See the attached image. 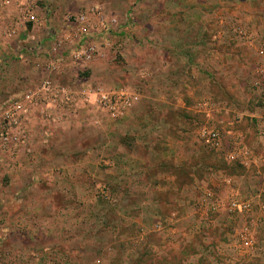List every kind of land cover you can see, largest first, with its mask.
I'll return each instance as SVG.
<instances>
[{"label":"rangeland","instance_id":"374dc122","mask_svg":"<svg viewBox=\"0 0 264 264\" xmlns=\"http://www.w3.org/2000/svg\"><path fill=\"white\" fill-rule=\"evenodd\" d=\"M6 1L9 8L13 2ZM172 2L37 0V10L34 5L21 6L23 11L17 17L22 22L12 26L5 25L4 16L10 14L0 11V264H21L16 258L38 260L39 264H210L212 258L215 264H263L264 218L258 210L256 223L249 225L256 244L244 252L236 238L242 223H236L226 212L209 210L204 203L206 195L202 196L204 206L193 208L186 225L189 229L171 234L173 223L189 210L187 202L184 206L181 203H194L198 193L163 187L170 180L160 175L173 174L176 166L174 158L162 152L187 153L177 141L179 131L189 128L197 134L211 126L195 107L208 96L202 89L209 78L201 60L179 61L178 67H170L168 90L161 91L159 85L163 61L157 43L166 39L172 48L182 44L186 50L188 46L174 37L176 15L158 11L159 5ZM28 9L35 15L34 22L26 21ZM226 21L236 24L228 29V38L223 44L217 43L213 36L218 29H213L206 38L215 45H206L202 51L222 48L229 52L230 72L242 71L233 82L245 88L228 99L240 105L249 101L250 111L258 112L264 108V76L258 74L260 90L254 91L252 83L258 66L264 71V59L258 57L259 45L245 44L238 31L244 30L247 36L255 33L248 26H237L240 16L234 13H227ZM41 24L42 29L34 33V27ZM45 26L50 41L35 48L33 35L48 37ZM13 39L22 43L15 44ZM82 50L87 56L76 60L74 55ZM237 54H248V59L237 61L233 56ZM1 59L7 62L3 64ZM51 63L57 67L53 73L48 70ZM189 69L196 71L191 86L186 84L189 79L184 80L191 90L186 87L179 92L174 77L179 79L181 72L190 76ZM47 80L69 89L77 99L87 90L123 88L139 101L117 120L82 103L72 111L57 112L56 120L46 119L44 106L28 104L24 97L41 95ZM210 95L222 99L218 92ZM178 96L192 105L191 110L159 106L162 97L172 101ZM17 105L19 125L8 126L6 115ZM242 114L231 112L229 118L248 117ZM213 115L214 121L220 119L216 110ZM181 122L188 125L180 126ZM213 124L222 128L218 121ZM2 131L8 132V143L3 142ZM230 143L234 147L235 141ZM198 145L209 153L211 168L199 176L209 179L216 170V183L222 171L232 168L225 160L227 149L215 151L200 142ZM141 164L143 170L132 168L142 169ZM179 180L185 182L184 175ZM255 181L264 183L258 177ZM212 190L215 198L225 199L218 190ZM239 191L241 199L254 192ZM175 199L179 202L174 203ZM202 216L204 221L199 225Z\"/></svg>","mask_w":264,"mask_h":264},{"label":"crops","instance_id":"0c3cea01","mask_svg":"<svg viewBox=\"0 0 264 264\" xmlns=\"http://www.w3.org/2000/svg\"><path fill=\"white\" fill-rule=\"evenodd\" d=\"M12 4L8 7H5L7 1L6 0H0V11H5L9 13L10 15L4 16L5 19V25H13L18 24V21H21L20 17H17L21 11H23V8L21 9V6L23 5H34L37 7V0H12ZM159 12H173L176 15V23H175V30H174V37L179 39V41H183V43L188 45L186 50L182 49L185 45H180V48H172L169 46L170 44H167L166 39L162 40L160 39V42L157 43L158 45V53H160V59L163 61V66L161 68L160 73V79L162 82H160V88L161 91L168 90V87H166V83L168 81V78H170V67H178V62L181 60L183 61H194V60H201L200 62L204 63L205 74L209 79L204 82V92L208 94L207 97L204 99H201L198 105L195 107L200 108V112L205 115L209 111L208 104L214 103L216 105V112H219L221 114L220 119H216L218 123L222 124V128L220 129L224 141H223V148L227 149V152H225V157L230 166H233V164H236L237 168V174L234 173L232 170L233 168L230 167V169L226 171H222L221 179L217 180L216 183L214 182L217 175L216 170L211 171L209 174V179H201L199 176V173L202 171H206L208 169V163L209 161V153H206L203 149H201L198 145V142L202 143L200 138L198 137L199 131L197 134L192 132L189 128L187 131L180 130L179 135L176 136L178 143L185 149H187V153L185 151L181 152L179 150L174 151H168L163 150L162 155L163 156H169L174 158L175 166L176 168L173 170V174H162L160 175L163 177V179L170 180L167 181L168 185L163 186L165 189L167 186L170 185V187H173V190H189L198 193L195 202L185 200L181 203L180 206H184V203L188 204L189 210L183 211L186 212L187 215L183 218L180 216L174 223V228L172 230V235L180 234V232H185L186 229H189L186 227L188 220L190 219V216H192V211L195 206H204V203L206 204L207 208H212L214 203L221 204L222 206H225L223 209H215L217 211L215 212H225V208L227 210V206L229 205L230 199H232L234 196H239L240 191H248L253 189V195L243 198H248L252 201V213L245 216H238L236 218V223L240 221L238 226H242L240 230L246 225H253V223H256V220L254 219L256 216V210H258L260 213H262L261 216L264 218V183L261 185L258 183V181H255V178L261 180L264 182V137H261L257 130V122L258 119L262 116L264 108H261L258 112L256 111H250V108H252L249 101L246 102V104L241 105L234 100H229L228 98H232V95L240 90L241 87H244V84L242 86L237 85L234 81V77L238 76L241 70L238 72L232 73L230 72L228 67V60H229V52L225 50H215V49H205L202 51L204 46L208 45H215L211 44L212 41L208 40L206 38V35L208 37L213 32V29H218L217 34L213 36V40H216L217 43L223 44L224 38H228V29H231L232 27H235L236 24L234 23H228L226 20L227 13H234L238 16H240V21L237 22L240 25H237L241 27V25L245 28L247 26L253 30V33H255V36L249 35L247 37H241L244 38L245 44L252 43L254 46L257 44L259 45V48L257 50L258 57L260 59H264V56H261V52H264V0H214V2H209V0H189L188 3L178 2L174 0L171 5H159L158 7ZM170 8V9H168ZM38 7L36 8V10ZM11 11V12H10ZM217 14H221L219 19L217 18ZM174 15V16H175ZM215 18L216 20H214ZM20 22V23H21ZM6 27V26H5ZM48 27L45 26L46 33L48 34V39L42 38L37 36L36 34L33 35V46L35 45V48H39V46L44 45V43L47 44V41H50L49 34L47 29ZM42 29V24L35 26L33 31L34 33L36 30ZM7 30H5L6 32ZM165 31V30H163ZM165 33V32H164ZM163 34V33H162ZM160 35V33H159ZM241 36V35H240ZM45 40L42 42L41 40ZM2 41H6L5 38ZM13 43L20 44L22 41H18V39H13ZM226 42V41H225ZM3 43V42H2ZM31 43V44H32ZM221 46V45H220ZM226 48V47H223ZM235 54V53H233ZM51 56V55H50ZM49 56V58H50ZM237 61L240 59L241 62L248 59V54H237L233 55ZM34 59L35 56H34ZM3 64L7 62L5 59H1ZM174 64L172 65L173 62ZM177 62V63H176ZM215 62V65L213 64ZM172 65V66H171ZM244 66V65H243ZM192 68L191 66H189ZM245 67V66H244ZM257 74L254 77L253 83H252V89L260 90L261 89V81H259L258 72L260 70V67L258 66ZM200 73L202 72L195 68ZM188 72V75L186 76L184 73H180V76H178L179 79L174 77V84L178 85L176 89L179 92L185 91L184 88L191 86L190 79L194 75L195 72H192L191 69ZM193 70V68H192ZM191 72V73H190ZM192 74V75H191ZM203 74V73H202ZM255 74V73H254ZM217 76V78H215ZM264 76V75H263ZM183 79H182V78ZM196 77H193L192 79H195ZM232 78V81H231ZM188 80V82L185 85L184 80ZM217 79V80H216ZM195 82V81H194ZM169 83V81H168ZM171 83V81H170ZM258 83V84H257ZM173 84V85H174ZM184 84V85H181ZM197 84V83H196ZM195 84V85H196ZM193 85V83H192ZM258 85V86H257ZM185 86V87H184ZM191 87H189V90ZM217 93L221 95L222 99L213 98L210 93ZM190 95L192 96L193 93L191 92ZM217 95V94H216ZM246 95V94H245ZM223 100L221 103L216 102ZM161 104L159 106H163L164 108H169L168 106H174V108H182V110L189 111L192 105H188L187 101H185L181 96H178V98H174V100H168L165 97H162L160 99ZM197 102V101H196ZM254 105V104H252ZM238 107L240 109H238ZM194 108V107H193ZM254 108V107H253ZM243 110V111H242ZM252 110V109H251ZM239 112H242L245 116L248 117L244 118L241 117L239 119H232L229 118V115L231 112H236V114ZM242 114V115H243ZM235 118V117H234ZM209 123H211V126L214 122V116L212 120H208ZM220 120V122H219ZM180 126L188 125L185 122L178 123ZM214 126V124H213ZM189 127H191L189 125ZM215 127V126H214ZM218 128V127H216ZM219 129V128H218ZM164 134H166V131H164ZM230 141H235L233 144L234 147L231 145ZM203 144V143H202ZM232 146V147H231ZM184 149V150H185ZM230 153H238V160L236 163L230 162L228 159V155ZM189 156V157H185ZM162 156V157H163ZM201 158L202 160H198ZM202 161V162H201ZM187 163L190 165V167H186ZM141 167L136 168L135 166H132V168L135 170H143V164H141ZM130 168V169H132ZM209 171V170H208ZM215 173V174H214ZM252 174V175H251ZM181 175H184L185 182H181L179 180V177ZM254 179V180H253ZM149 185V184H148ZM162 188V185L159 184ZM162 188V190L164 189ZM218 190L217 192L221 193V196L225 198L224 200H218L215 198L213 190ZM211 189V190H210ZM213 194L212 201L206 200L204 203L203 201V195H207L208 193ZM201 195V196H199ZM198 198V199H197ZM179 202V199H175L174 203ZM202 202V203H201ZM215 206V205H214ZM201 208V206L199 207ZM210 210V209H209ZM227 212V211H226ZM228 215V213H226ZM184 216V215H183ZM229 216V215H228ZM260 216V217H261ZM230 217V216H229ZM258 218V216H256ZM174 220V219H173ZM202 221H204L203 216L201 217V220H198V224L201 225ZM208 221V220H207ZM264 221V219H263ZM212 220H210V224H212ZM248 222V223H247ZM208 223V222H207ZM245 224V225H244ZM183 230H182V229ZM252 230V228L250 227ZM239 230V231H240ZM190 231V230H189ZM255 235V233H254ZM255 243L256 238L254 236ZM238 250V247L236 245ZM242 252H244L242 250ZM242 252H240L242 254ZM16 260L19 261L21 264H39L37 261L35 262H28L24 259L16 258ZM24 260V261H23ZM213 261V258H212ZM210 262V264H215L214 262Z\"/></svg>","mask_w":264,"mask_h":264},{"label":"built area","instance_id":"2783aa9c","mask_svg":"<svg viewBox=\"0 0 264 264\" xmlns=\"http://www.w3.org/2000/svg\"><path fill=\"white\" fill-rule=\"evenodd\" d=\"M35 15L33 11L28 9V13H26V21L34 22ZM81 20H85V17H82ZM239 34L243 37L247 36V33L244 30L238 31ZM261 56H264V52H261ZM87 56L86 51L82 50L74 55L76 60H81L83 57ZM264 70V65L261 67ZM48 70L50 73H53L57 70V67L54 63H51L48 66ZM259 75H264V71H259ZM258 84V83H257ZM258 86V85H257ZM41 95L35 94H27L24 97V101L28 104H41L44 106L45 111L44 117L46 119L56 120L57 112L66 110L72 111L76 107L79 106V103H82L85 106H89L92 109H96L98 112H102L106 114L108 117L117 120L124 116V114L132 109L137 102L139 101V97L135 94L131 93L127 89H114V90H104L103 88L92 89L91 91H84L81 94L82 98L77 99V97L67 88L60 87L55 85L51 80H47L43 83L42 88L40 90ZM93 98V101H92ZM209 111L206 114V118L208 120L213 119V112L215 111L216 105L214 103L208 104ZM14 111L8 113L6 115L5 121L8 122V126H17L19 125V105L16 106ZM257 130L261 137H264V111L262 116L258 119ZM199 138L203 145L209 147L212 150L219 151L223 148V135L220 129L210 126L204 127L199 131ZM1 138L3 142L8 143L9 137L7 131H2ZM228 159L230 162L236 163L238 160V153H230L228 155ZM213 194L208 193L206 195V199L208 201H212ZM215 205V206H214ZM212 206L213 209L209 208L212 211H217L215 209H223L225 206L221 204L214 203ZM252 201L249 199H241L239 196H234L229 201V205L227 206V210L225 208V212L228 215L236 219L238 216H245L252 213ZM264 208V206H263ZM238 240L239 249L242 250H250L254 248L255 239L254 232L250 229L249 225H245L240 231L237 232L236 236ZM264 264V260H263Z\"/></svg>","mask_w":264,"mask_h":264},{"label":"trees","instance_id":"16d2710c","mask_svg":"<svg viewBox=\"0 0 264 264\" xmlns=\"http://www.w3.org/2000/svg\"><path fill=\"white\" fill-rule=\"evenodd\" d=\"M232 168L234 169V170H233V171H234V173H236V174H237V171H238V170H237V168H236V165H233V166H232Z\"/></svg>","mask_w":264,"mask_h":264}]
</instances>
